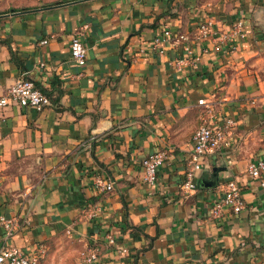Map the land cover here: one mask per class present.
Here are the masks:
<instances>
[{
	"label": "crops",
	"instance_id": "0c3cea01",
	"mask_svg": "<svg viewBox=\"0 0 264 264\" xmlns=\"http://www.w3.org/2000/svg\"><path fill=\"white\" fill-rule=\"evenodd\" d=\"M12 10L0 0V95L25 74L50 104L0 108V217L17 224L10 237L0 224V248L44 250L38 264H86L88 247L98 264H264V185L247 173L264 157V0ZM207 21L213 33L200 37ZM77 31L84 66L70 57ZM224 117L235 125L183 191L195 130ZM159 151L150 184L141 161ZM231 179L245 206L214 217Z\"/></svg>",
	"mask_w": 264,
	"mask_h": 264
},
{
	"label": "built area",
	"instance_id": "2783aa9c",
	"mask_svg": "<svg viewBox=\"0 0 264 264\" xmlns=\"http://www.w3.org/2000/svg\"><path fill=\"white\" fill-rule=\"evenodd\" d=\"M239 22L233 32H238ZM199 36L205 37L211 35L212 24L210 21L200 24ZM169 31L163 32V39H166ZM229 34L225 36L228 38ZM43 40L42 43H46ZM157 43V42H156ZM70 57L78 66H84L86 63V49L81 40V32L77 31L70 37ZM17 104L21 107H33L37 110L45 108L50 104L49 97L35 84V82L21 74L12 85L6 88L5 92L0 95V108L6 107L9 104ZM200 104H205L204 99L198 101ZM209 109V107H207ZM235 125L233 118L224 117L215 123H204L197 127L192 136V150L188 159L185 179L182 182V189L185 192L193 191L196 188V174L201 169V161L203 157L213 153L220 144L226 141L231 128ZM166 158V153L163 151L151 153L142 159L143 180L153 184L156 180V171L161 166ZM247 173L253 178L262 179L264 185V157L253 160L247 164ZM95 183L104 191H111L113 183L97 178ZM245 204L241 196L240 187L234 179L228 180L223 185L222 194L212 202L211 213L214 217H220L225 211L233 214L239 213ZM99 207H94L91 215ZM0 224L5 231V236L10 237L16 229V220L0 217ZM107 243L113 244L114 238L112 235L107 236ZM45 254L44 250H40L39 254L28 255L23 249L17 246H2L0 248V264H38L39 259ZM83 255V260L86 264L99 263V250L97 247L86 248Z\"/></svg>",
	"mask_w": 264,
	"mask_h": 264
},
{
	"label": "rangeland",
	"instance_id": "374dc122",
	"mask_svg": "<svg viewBox=\"0 0 264 264\" xmlns=\"http://www.w3.org/2000/svg\"><path fill=\"white\" fill-rule=\"evenodd\" d=\"M13 9H32L37 7L49 6L69 0H8Z\"/></svg>",
	"mask_w": 264,
	"mask_h": 264
},
{
	"label": "trees",
	"instance_id": "16d2710c",
	"mask_svg": "<svg viewBox=\"0 0 264 264\" xmlns=\"http://www.w3.org/2000/svg\"><path fill=\"white\" fill-rule=\"evenodd\" d=\"M15 10H23V9H13L12 11H15Z\"/></svg>",
	"mask_w": 264,
	"mask_h": 264
}]
</instances>
